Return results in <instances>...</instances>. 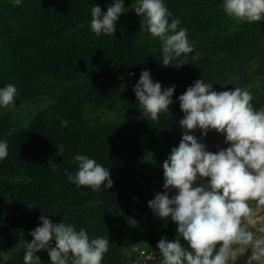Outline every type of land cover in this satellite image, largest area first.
<instances>
[{
  "label": "rangeland",
  "instance_id": "1",
  "mask_svg": "<svg viewBox=\"0 0 264 264\" xmlns=\"http://www.w3.org/2000/svg\"><path fill=\"white\" fill-rule=\"evenodd\" d=\"M39 1L21 0L17 5L13 0H0V86L14 83L17 89L14 106L0 108V131H7L11 137L8 154L0 159V264L11 257L23 258V242L31 241L29 232L40 223L38 216L47 215L52 222L62 219L73 223L77 229L85 228L84 224L89 219L97 217V214L91 215L90 210L97 206L106 207L101 201V194L110 189L93 191L88 186H77L66 178L59 186L49 185L42 190L39 185L31 184L33 178L29 174L15 168L18 161L35 156L37 160L45 159L54 165L56 161L72 160L77 152L96 157L104 151L107 159H113L115 153L127 152L133 141L141 140L136 105L130 104L127 110L120 107L121 71L112 63L101 60L105 43L89 28L91 5H99L104 11L112 0L64 3L60 17L65 23L58 32V39H40L38 45L27 50L24 37L33 33L38 35L48 15L37 11L36 19L31 20L26 15L15 16L12 9L19 6L27 8ZM186 2L210 21V27L203 36L188 31L193 44L190 53H182L168 66L162 65L157 55L160 42L146 31L139 38L136 50L138 55L147 48L157 53L152 74L160 82L161 89L175 85L172 103L168 105L169 113L162 112L175 116L170 117L169 121H179L183 115L177 96L192 81L204 76L198 71L193 78L186 80L184 73L189 70L184 71V68L207 59L215 46L214 42L218 41L216 39L237 32L240 25L246 22L226 15L220 0ZM133 5L134 0H124L127 10L118 18L133 13L130 8ZM258 81L254 79L245 85H235L247 87L252 92L254 108L264 106V86ZM224 83L227 85L228 78ZM212 86L217 91L228 89V86ZM60 118L67 120V125L61 126ZM78 128L90 131L95 137L94 146L84 150H62L59 141L67 131ZM189 131L200 138L210 151L227 146L223 136L214 129L208 130L202 137L200 129ZM142 144V156L135 167L138 180L146 183L160 147L147 141ZM171 194L169 191V196ZM250 203L256 207L255 227L252 230L264 234V205H255V201ZM126 217L123 220L127 225L135 223L134 216ZM157 241H133L120 247L117 253L106 254L104 258H107V263L119 259L120 264H159ZM50 246H54V242ZM249 252L250 248L239 254L231 264H245ZM36 255L40 261L50 263L46 249L38 250Z\"/></svg>",
  "mask_w": 264,
  "mask_h": 264
},
{
  "label": "clouds",
  "instance_id": "2",
  "mask_svg": "<svg viewBox=\"0 0 264 264\" xmlns=\"http://www.w3.org/2000/svg\"><path fill=\"white\" fill-rule=\"evenodd\" d=\"M220 2L223 12L239 21H264V0ZM130 8L141 18L140 28L159 40L162 65L192 51L188 29L180 26L181 18L173 16L166 0H134ZM126 10L124 0H112L104 11L91 5L90 30L112 36L118 16ZM174 88L161 89L142 69L132 86L141 115L155 121L159 113H169ZM16 93L14 83L0 86V108L14 106ZM177 100L183 113L178 121L181 138L161 165L164 191L147 201L155 216L176 226L174 239L161 236L156 242L159 264H231L249 248L245 264H264V234L252 230L256 207L250 203L264 205V106L253 107L247 87L217 91L203 77L192 81ZM67 123L60 118L61 126ZM195 129L201 130V137L214 129L227 146L208 150L189 131ZM7 154L8 141L0 138V159ZM72 159L77 169L68 173V181L93 191L111 186L108 167L80 152ZM38 220L29 232L31 241L23 242L24 264H41L36 255L41 249L47 250L50 264H103L107 235L90 237L84 227L77 229L62 219L52 222L43 214Z\"/></svg>",
  "mask_w": 264,
  "mask_h": 264
},
{
  "label": "trees",
  "instance_id": "3",
  "mask_svg": "<svg viewBox=\"0 0 264 264\" xmlns=\"http://www.w3.org/2000/svg\"><path fill=\"white\" fill-rule=\"evenodd\" d=\"M75 0H40L31 3L27 8L12 9L15 16L26 15L31 20L36 19L37 11L48 15L38 35L27 34L25 48L31 49L40 43V39H58V32L64 25L61 6L74 3ZM187 0H166L167 8L173 16L181 18V25L188 31H195L200 36L209 29L210 21L200 11H197L186 2ZM197 1V0H194ZM18 11V13H17ZM77 15V13H74ZM77 22V21H72ZM141 18L135 13L121 15L115 22V31L112 36L101 33L100 39L105 43L101 60L108 61L121 71L120 107L127 110L131 104L137 109V128L141 140L133 141L127 152L115 153L113 159H107L104 151L95 158L99 163L109 168L112 184L109 191L101 194V201L106 207L92 208L91 215L97 214L96 219H89L85 224L90 237L107 235L109 248L103 255V264H120L119 259L106 262V254L117 253L120 247L138 240H147L153 243L161 236L175 238V223L154 215L148 207L147 201L157 192H161L163 185L162 162L166 159L172 147H175L180 138L182 129L178 121H169L173 114H158V119L151 121L141 115L132 86L138 80L142 69H147L153 81V61L155 54L152 48H147L141 55L137 54L138 41L145 30L140 28ZM264 21L244 22L235 33H230L223 39H216L207 59L193 63L184 68L186 80L193 78L196 72L204 74L206 82L231 88L245 85L257 79L264 86ZM161 58V54H157ZM226 60L227 62H223ZM226 64V65H225ZM131 73V75H129ZM183 75V76H184ZM228 78V83L224 80ZM123 86V87H121ZM0 138H6L8 145L11 137L5 130L0 131ZM143 141L159 145V153L153 163V169L148 173L146 183L137 178L136 163L142 156ZM95 137L85 128L67 131L59 141V147L64 150L90 149L94 146ZM38 155V154H37ZM36 155V156H37ZM15 168L25 171L33 178L32 185H39L46 190L49 185L59 186L68 173H75L77 164L72 160L59 162L53 165L45 159L37 160L35 156L20 160ZM111 191V193H109ZM99 207V208H98ZM127 215L136 218L135 223L127 225L123 220ZM127 218V217H126ZM182 243H185L182 241ZM1 264H24L23 258L11 257ZM41 264L44 263L41 261Z\"/></svg>",
  "mask_w": 264,
  "mask_h": 264
}]
</instances>
